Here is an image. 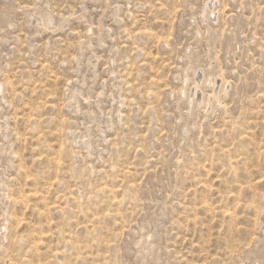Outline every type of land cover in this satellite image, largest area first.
Instances as JSON below:
<instances>
[{
    "label": "rangeland",
    "instance_id": "obj_1",
    "mask_svg": "<svg viewBox=\"0 0 264 264\" xmlns=\"http://www.w3.org/2000/svg\"><path fill=\"white\" fill-rule=\"evenodd\" d=\"M208 3L0 0V264H264V0Z\"/></svg>",
    "mask_w": 264,
    "mask_h": 264
},
{
    "label": "bare ground",
    "instance_id": "obj_2",
    "mask_svg": "<svg viewBox=\"0 0 264 264\" xmlns=\"http://www.w3.org/2000/svg\"><path fill=\"white\" fill-rule=\"evenodd\" d=\"M217 2H218V0H209V7H208V14H209V16H210V14L214 11V7H215V5L217 4ZM206 12V11H205ZM216 15V14H215ZM215 20V19H214ZM203 70V69H202ZM203 77H204V74H202L201 76H200V79L201 80H199L198 82L199 83H201L202 82V79H203ZM221 78V77H220ZM207 80H209V82H210V84H213L214 85V87H215V89H214V91H215V93H213L212 94V97H210V98H212V100L214 99V98H216L217 99V101L218 102H220L219 101V97H218V94H217V90L219 89V85L221 84L220 82H219V80H218V77L217 76H215V75H210L208 78H207ZM224 80V79H223ZM3 86L4 85H0V90H2V88H3ZM227 86V85H226ZM3 91V90H2ZM2 93V92H1ZM202 95H203V93H202V89L199 87V85H197V99L199 100V101H202L203 102V100H204V98L202 97ZM211 95V94H210ZM208 96V95H207ZM202 98H203V100H202ZM208 100V99H207ZM211 101V100H210ZM213 103V102H212ZM211 104V103H210ZM211 107V106H210Z\"/></svg>",
    "mask_w": 264,
    "mask_h": 264
},
{
    "label": "built area",
    "instance_id": "obj_3",
    "mask_svg": "<svg viewBox=\"0 0 264 264\" xmlns=\"http://www.w3.org/2000/svg\"><path fill=\"white\" fill-rule=\"evenodd\" d=\"M255 38H258V37L256 36ZM251 54H252V53H251ZM256 66H257V67H261V65H260V64H256Z\"/></svg>",
    "mask_w": 264,
    "mask_h": 264
}]
</instances>
